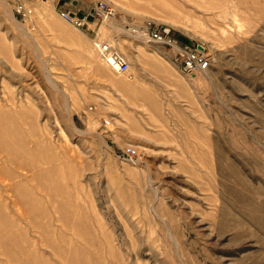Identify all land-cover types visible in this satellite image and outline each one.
I'll use <instances>...</instances> for the list:
<instances>
[{"label":"rangeland","instance_id":"obj_1","mask_svg":"<svg viewBox=\"0 0 264 264\" xmlns=\"http://www.w3.org/2000/svg\"><path fill=\"white\" fill-rule=\"evenodd\" d=\"M97 3L114 15L91 27L59 14ZM0 264H264V3L0 0Z\"/></svg>","mask_w":264,"mask_h":264},{"label":"built area","instance_id":"obj_2","mask_svg":"<svg viewBox=\"0 0 264 264\" xmlns=\"http://www.w3.org/2000/svg\"><path fill=\"white\" fill-rule=\"evenodd\" d=\"M264 3V0H261ZM25 9L22 6L18 10ZM25 13H31L30 9H25ZM71 13H73L71 15ZM61 18L70 22L76 28H84L93 20L102 21L110 19L114 15V10L105 3H97L86 14L78 15L68 10L59 11ZM92 15V20H88V15ZM133 33L145 39L148 43H156L165 47H177L182 55V71L185 74H196L203 72L209 67L208 55L199 46L190 45L181 41L173 35L172 29L166 24H155L151 20H146L142 25L135 27ZM93 46L100 60L116 74H128L129 62L125 55L111 42L99 37L93 39ZM105 125H109V120H104ZM122 153L130 162L137 161L138 152L133 146H126Z\"/></svg>","mask_w":264,"mask_h":264},{"label":"crops","instance_id":"obj_3","mask_svg":"<svg viewBox=\"0 0 264 264\" xmlns=\"http://www.w3.org/2000/svg\"><path fill=\"white\" fill-rule=\"evenodd\" d=\"M111 23H113V21H112ZM92 24H93V23H90L89 26L91 27ZM105 36H106L107 38H112V39H114L116 35H115V34H109V33H107ZM183 39H184V38H182V37L180 38V40H182V41H183Z\"/></svg>","mask_w":264,"mask_h":264},{"label":"water","instance_id":"obj_4","mask_svg":"<svg viewBox=\"0 0 264 264\" xmlns=\"http://www.w3.org/2000/svg\"><path fill=\"white\" fill-rule=\"evenodd\" d=\"M73 13H71V15H72ZM93 18H92V15L91 14H89L88 15V20H92ZM200 48H202L201 46H199Z\"/></svg>","mask_w":264,"mask_h":264},{"label":"trees","instance_id":"obj_5","mask_svg":"<svg viewBox=\"0 0 264 264\" xmlns=\"http://www.w3.org/2000/svg\"><path fill=\"white\" fill-rule=\"evenodd\" d=\"M183 41H187V40L183 39Z\"/></svg>","mask_w":264,"mask_h":264}]
</instances>
